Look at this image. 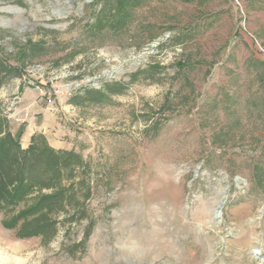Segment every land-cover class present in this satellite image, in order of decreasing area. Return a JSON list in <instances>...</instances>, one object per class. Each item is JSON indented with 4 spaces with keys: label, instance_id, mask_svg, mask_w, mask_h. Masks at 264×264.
<instances>
[{
    "label": "rangeland",
    "instance_id": "1",
    "mask_svg": "<svg viewBox=\"0 0 264 264\" xmlns=\"http://www.w3.org/2000/svg\"><path fill=\"white\" fill-rule=\"evenodd\" d=\"M0 59L22 148L72 155L0 201V264H264V0H0ZM60 189L56 232L21 237Z\"/></svg>",
    "mask_w": 264,
    "mask_h": 264
},
{
    "label": "trees",
    "instance_id": "2",
    "mask_svg": "<svg viewBox=\"0 0 264 264\" xmlns=\"http://www.w3.org/2000/svg\"><path fill=\"white\" fill-rule=\"evenodd\" d=\"M18 68L12 67L0 59V88L10 79L21 77ZM126 87L109 85L110 93H121ZM103 98L102 92L90 90L80 97V101L98 102ZM78 100V102H79ZM61 152L55 151L44 140L33 137L31 145L22 148L20 138L10 131V121L0 104V201L10 203L24 197L34 187L51 189L62 180L63 170L68 167V159ZM67 189H60L51 195L43 197L38 204L21 213L22 220L19 234L21 237H33L43 234L53 235L56 232V222L52 221L49 213L54 208H64ZM88 228L84 247L92 233Z\"/></svg>",
    "mask_w": 264,
    "mask_h": 264
},
{
    "label": "water",
    "instance_id": "3",
    "mask_svg": "<svg viewBox=\"0 0 264 264\" xmlns=\"http://www.w3.org/2000/svg\"><path fill=\"white\" fill-rule=\"evenodd\" d=\"M14 11L17 12L18 9L14 10ZM225 202H226V201H221V202L219 203L218 207L216 208V214H218V215L221 214V211H222V208H223ZM256 254H257V255H260V253H259L258 251H256Z\"/></svg>",
    "mask_w": 264,
    "mask_h": 264
}]
</instances>
